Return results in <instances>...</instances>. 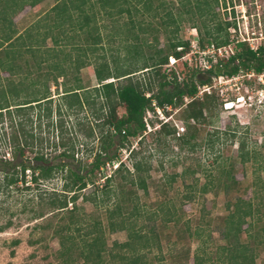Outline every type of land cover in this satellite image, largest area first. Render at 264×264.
<instances>
[{
  "label": "rangeland",
  "instance_id": "374dc122",
  "mask_svg": "<svg viewBox=\"0 0 264 264\" xmlns=\"http://www.w3.org/2000/svg\"><path fill=\"white\" fill-rule=\"evenodd\" d=\"M161 1L164 2L163 7L157 9L156 15L154 11H145L141 5L138 11L132 10L130 17L136 27L131 32L136 33L138 39L132 37L133 33L126 35L125 29L130 26L128 13L115 14L112 17L106 16L103 12L99 13L97 19L102 36L101 44L95 45L97 49L93 53L86 52V57L94 62L101 60L97 57L104 55L106 59L114 60L112 66L130 70L142 67L144 61L150 62L149 57L154 55L157 49H165L167 46L165 13L170 8L174 13L177 11V3L174 1L172 5V0H152V9ZM54 3V0H42L35 6L25 5L12 17L17 30L22 32L38 20L41 24L45 23L43 18ZM212 10L215 15L208 21L209 26L212 27L217 23L225 26L228 23L229 42L219 50L211 49L212 51L207 45L203 48L192 47V42H198L199 33L197 28L191 27V24L183 19L176 35L188 40L190 47L178 59L170 55L167 63L160 67V73L164 72L171 76V71H174L180 81L192 69L206 70V65L209 63H205L203 58H211L213 63L221 58L226 59L236 50L237 40L245 39L244 41L253 47L264 46V0H218ZM193 18L195 20V17ZM194 23L197 25L198 22L194 21ZM138 25L144 30H140ZM171 28L172 26L168 27ZM35 30L39 33L37 34L39 40L45 27ZM66 32L67 38L58 46H54L58 54L54 59H61L62 53H70L72 57H76L77 54H80V58L85 57L84 51L78 50L87 45L85 35L70 27L66 28ZM53 33L58 35L59 39L63 38H60L61 34L54 30ZM217 35H224V31ZM44 46L53 47L50 38L45 40ZM60 49L62 52L58 51ZM135 49L138 51L137 54L134 52ZM3 54L0 49V58L4 57ZM25 60H28L26 65L29 67L25 65ZM16 63L20 65V68H16L19 70L17 76L10 75L0 68V88L8 78H12L14 82L21 81L26 70L34 72L30 75L33 80L34 78L44 80V74L50 71L45 62L41 63L38 69L34 67L35 61L29 58L27 53L18 58ZM66 70L67 77L64 80L67 85L74 84L75 76H78L80 83L87 88L98 85L94 75V63L81 67L78 71L70 66ZM38 72L40 75L36 76ZM134 74L133 81L138 80L143 86L151 82L153 92L157 90L161 75H156L154 70H139ZM200 74L207 76L204 71H200ZM47 77L51 95L56 100L58 98L56 92H61V88L54 85L50 75ZM29 80L30 78H27L23 82L29 83ZM58 82L62 83L61 77H58ZM30 91V89L23 90L20 94L24 95ZM204 92L214 96V107L211 110L204 109V123L186 119L185 108L189 101L188 97H185L183 103L178 106H166L163 110L160 109V114L156 108L149 109L150 115L146 113L148 121L152 118L149 121L152 126L160 122V117H165V121L175 129V132L176 126L183 125L185 130L180 135L189 130L188 124L194 125L196 144L193 148L181 146L180 140L176 138L177 135L175 137L171 134L164 135L158 132V128L152 126L151 130H148L145 124V130L141 135L130 137L125 142V146L118 150V158L124 162L130 174L133 172V161L142 163L144 170L140 175L146 180V190L128 183L123 178L129 176L125 171L112 174L113 181L107 189L108 194L99 193L100 199L96 198V201L90 200L93 197L94 186L87 185L82 190L76 200L79 208L78 217L83 225L86 224L85 228H88L94 220L101 221L107 248L110 249L113 242L120 243L127 239L126 230H110L105 217L107 211L112 209L115 201L120 198L127 200L124 205L125 210L132 211V206L138 204L140 214L130 218L135 222L136 227H141L143 231L151 227L155 230L153 245L150 249L141 250L145 253L148 262L194 264L195 256L199 255L202 256L204 264H219V249L220 246L225 245L222 232L225 228V218L231 211L235 199L241 197L251 201L257 210L254 218L258 216L261 220L254 227L257 237L249 238L244 230L253 217L247 218L246 224L242 226L239 240L250 247L255 264H264V241L258 242L261 235L258 228L264 225V71L257 73L253 70H240L231 76L225 74L213 76L209 84L199 85L198 96H202ZM151 93L146 91L145 94L149 96ZM21 99L22 97H19L15 102ZM56 104V101L52 103L53 108ZM229 104L231 106H228ZM97 107L98 102L95 106L73 108L68 110V114H62L65 121L64 140H68V136L77 139L75 156L81 157L84 163L91 161L99 144L98 128H94L93 137L86 138L83 133L94 122L92 114ZM41 109L43 110L44 106ZM42 110L43 114L45 111ZM35 111L37 110L24 111L21 117L22 130L25 134L23 136V131L14 133L16 139L15 137L11 139L12 130L7 116L0 117V157L12 159L17 143H24L25 136L28 145H24L23 148L27 159L31 158L39 148H43V151L50 155L61 150L58 146L60 130L51 123L58 118L57 114H53L51 118L42 115L39 128ZM123 112V107L117 108L119 115ZM16 121H18L17 117ZM31 133L34 134L32 138L27 136ZM54 142L57 143L56 151L53 150ZM132 149L134 151L130 154ZM89 150L93 151L89 153ZM241 152L248 153L247 160L243 161ZM88 154L92 155L89 157ZM13 160L17 162L18 158L13 157ZM57 161L58 159H53V162ZM117 164L116 162L107 165L103 170L104 173L110 175ZM222 168L230 170L235 182L228 178L225 172H221ZM29 174L27 172V183L5 187L1 184L0 172V264H59L56 255L60 245L58 237L54 234V228L67 222L68 218L65 211L53 214L47 205L39 201L37 194L39 188L59 189L62 180L59 174H55L51 180L37 185L29 180ZM103 179L96 181L99 188L103 184ZM225 182L226 188H224ZM202 184H207L203 192ZM120 185L123 187L122 191H119ZM82 195L87 196L88 199L85 200ZM71 207V203H68V208ZM167 209L175 211L179 220L166 222L164 212ZM39 211L45 215L35 219L34 213ZM13 239H18L19 243L13 245ZM114 251L116 248H113Z\"/></svg>",
  "mask_w": 264,
  "mask_h": 264
},
{
  "label": "trees",
  "instance_id": "16d2710c",
  "mask_svg": "<svg viewBox=\"0 0 264 264\" xmlns=\"http://www.w3.org/2000/svg\"><path fill=\"white\" fill-rule=\"evenodd\" d=\"M41 1L0 0V49L4 53V57L0 58V68L10 75L17 76L19 70H16V68H20V65L16 63V60L27 53L29 58L35 61L34 67L38 69L41 63L45 62L47 69L50 70L49 73L44 74V80H39V78L33 80L30 75L34 72H31V70H26L21 81L14 82L12 78H8L4 86L0 88V117L7 116L9 127L12 130L11 139L14 137L16 139L14 133L23 131V118L21 116H23L25 110H37L35 114L38 121L37 127L39 128L42 115L51 118L53 114H57L58 118L51 121V123L60 130L58 146L61 147V150L50 155L44 152L43 148H39L31 158L27 159L23 148L24 145H28L25 136L24 143H17L16 150L13 152V157L18 158L17 162H13V157L12 159L0 157L1 184L5 187L17 183L25 184L27 183V172L30 173L29 180L37 185H40L43 181L51 180L55 174L60 175L62 183L59 189L39 188L40 191L37 194L39 201L47 205L53 214L65 211L64 213L68 218L67 222L54 228V234L58 237L60 245L56 255L59 264H155L148 262L145 259V253L141 252L142 249H150L153 245V238L156 237L155 230L151 227L147 231H143L141 227H136L135 222L130 219L131 216L140 214L137 203L132 206V211L125 210L124 205L127 200L119 198L115 201L114 207L107 211L105 216L107 227L110 230L121 229L127 232V239L124 242H113V246L109 249L104 239V228L101 221L99 219L94 220L88 228H85L86 224L83 225L77 214L79 208L76 205V200L87 185L94 186L91 201H96V198L100 199L99 193L107 195V189L113 181V175L120 174L122 171L129 174L127 177L123 176L128 183L146 190V180L140 175V172L144 170L142 163L139 161L132 162L133 172H131V175L124 162L119 160L118 150L125 146V142L130 137H136L143 133L145 130L143 116L146 109L154 108L152 100L154 99L156 106L164 109L166 106H178L183 103L185 97H188L189 101L185 108L186 119L204 123V109L211 110L214 107V96L207 92H204L202 96H198L199 85L209 84L213 76L221 74L231 76L240 70H253L261 73L264 71V47L259 45L257 49H252L246 41H237L236 50L226 59L221 58L213 63L208 58L211 63L209 68L206 70L192 69L187 76L179 81L174 71H171V76H168L164 72L160 73L159 70L162 65L167 63L170 55L178 59L190 47L188 40L179 38L176 35L179 24L183 19H186L191 27L197 28L199 47L203 48L205 45L220 47L229 42L228 23L225 26L217 23L212 27L208 24V21L215 15V13H212V8L213 5L218 3V0H172V5L174 1L177 3V11L174 13L170 8L165 13L167 16L165 32L168 41L166 48L157 49L155 54L149 57L150 62L144 61L142 67L132 70L112 66L114 60H108L104 55L97 57L101 60L94 62L86 57V52L93 53L97 49L95 45L101 44L102 36L97 15L103 12L106 16L112 17L115 14L128 13L130 26L125 31L126 35H131L133 33L131 31L136 27L130 17L132 10L138 11L141 5L145 11H154V15H156L157 9L163 7V1L152 9V0H54V5L43 18L45 23L42 22L43 24H41V21L38 20L24 31L19 32L12 20L13 15L25 5L35 6ZM96 6L98 7L95 8ZM193 17H195V20ZM194 21L198 22L197 25ZM171 26L172 28L168 29ZM40 27H45V30L38 40L37 34L39 33L35 29ZM67 27L74 28L76 32H82L85 35L87 45L84 48H78V50L84 51L83 56L85 57L80 58V54L72 57L70 53H62L61 59L57 58L55 60L54 58L58 57V54L54 46H58L61 44L60 42L67 38ZM138 28L144 30L140 25H138ZM53 30L61 34L60 38H63L59 39V36L54 34ZM221 31H224V35H217ZM132 37L138 39L139 36L133 33ZM47 38L51 39L53 47L44 46ZM58 51L62 52V49ZM134 52L137 54V49ZM92 63H94L97 86L92 88L83 86L78 76H75L74 84L67 85L64 79L67 77L66 69L69 66L78 71L81 67ZM26 64H28V60H25ZM26 66L29 67V65ZM139 70H154L156 75H161L155 92L152 90L151 82L143 86L138 80H132L134 73ZM200 71H204L207 76H202ZM39 75L38 72L36 76ZM46 75H50L54 85L61 88V92H56L58 94L56 100L51 95ZM58 77L62 78V83L58 82ZM27 78H30L29 83H24L23 81ZM27 89L31 91L26 92L24 95L20 94ZM146 91L152 93L146 96ZM19 97H22V99L15 102V99ZM55 101L57 104L53 108L52 103ZM96 101L98 107L92 114L94 122L83 133L84 137L90 138L94 136V128H98L99 144L91 161L84 163L81 157L75 156L77 139L68 136V140H64L65 121L62 114H68V110L73 108H83L86 105L95 106ZM43 106L45 112L42 114L41 108ZM120 106L124 108L121 115L117 113V108ZM16 117L18 121H16ZM187 127L189 130L176 138L180 140L181 146L193 148L196 144V127L191 124H188ZM158 132L164 135L171 134L173 137L176 135L175 129L171 128L168 122H161ZM24 134L23 131V136ZM27 136L32 138L34 134H27ZM141 139L142 137L139 141ZM83 144L86 145L87 142H83ZM53 146V150L56 151L57 143L54 142ZM92 151L89 150V153ZM133 151L134 149L130 151V154ZM91 155L88 154L89 157ZM247 155V152H241L243 161L248 159ZM53 159H58V161L53 162ZM116 162L118 164L112 173L110 175L105 174L103 170L107 165H113ZM223 169H221V172H225L226 176L235 182L230 170ZM101 178H104V181L101 188H99L96 181ZM206 185L202 184V192L206 190ZM118 187L119 191H122V185ZM226 187L225 182L224 188ZM82 197L85 200L88 199L87 196L82 195ZM68 203H71V208H68ZM256 211L251 201L241 197L235 199L231 211L225 218V228L222 231L225 245L220 246L219 249V264H255L252 250L247 244L240 242L239 235L242 226L246 224L247 218L253 217V220L247 223L244 232L249 238L257 237V234L254 233V227L257 226V222L261 218L258 216L254 218ZM164 214L166 222L179 220L175 215V211L172 212L167 209ZM44 215L42 211H39L35 212L33 217L36 219ZM258 229L261 231V239L259 238L258 242L262 243L264 241V238H262L264 225ZM18 243V239L12 240L13 245ZM113 248H116V251L113 252ZM106 256L109 258L107 259ZM194 264H204L202 256L196 255Z\"/></svg>",
  "mask_w": 264,
  "mask_h": 264
},
{
  "label": "built area",
  "instance_id": "2783aa9c",
  "mask_svg": "<svg viewBox=\"0 0 264 264\" xmlns=\"http://www.w3.org/2000/svg\"><path fill=\"white\" fill-rule=\"evenodd\" d=\"M245 39H243V40H237V41H244ZM250 46V48H252V49H257V47L259 46V45H257L256 47H253L252 45H249ZM192 47H198V42H192ZM221 47V46H220ZM220 47H215V46H213V45H210V46H208V48L211 50H213V49H220ZM264 47V46H263ZM211 50V51H212ZM211 59V58H210ZM205 63H209L208 65H206V67L207 68H209L210 66H211V63L208 61V58H203L202 59ZM152 105L154 106V108H156V111L160 114V109H162V108H160V107H158V106H156V104H155V101H153L152 100ZM163 110V109H162ZM146 113L148 114V115H150L149 114V109H146L145 110V113H144V116H143V121L145 122V124H146V127L148 128V130H151V126L152 125H150V122L149 121H151V119L152 118H150L149 119V121H148V119L146 118L147 117V115H146ZM166 119H165V117H160V122L158 123V122H156L152 127L153 128H155V129H157V128H159L160 127V123L161 122H166L165 121ZM147 130V129H146ZM184 130H185V127L183 126V125H181V126H176V132H175V134L178 136V135H180L181 133H183L184 132Z\"/></svg>",
  "mask_w": 264,
  "mask_h": 264
},
{
  "label": "bare ground",
  "instance_id": "6f19581e",
  "mask_svg": "<svg viewBox=\"0 0 264 264\" xmlns=\"http://www.w3.org/2000/svg\"><path fill=\"white\" fill-rule=\"evenodd\" d=\"M228 106H231V104H229Z\"/></svg>",
  "mask_w": 264,
  "mask_h": 264
}]
</instances>
